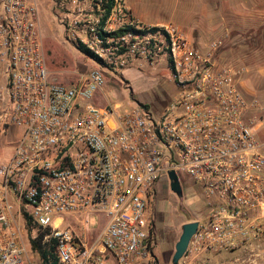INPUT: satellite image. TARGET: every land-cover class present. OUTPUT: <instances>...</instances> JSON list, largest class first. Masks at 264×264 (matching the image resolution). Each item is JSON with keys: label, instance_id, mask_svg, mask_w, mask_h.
Wrapping results in <instances>:
<instances>
[{"label": "built area", "instance_id": "2783aa9c", "mask_svg": "<svg viewBox=\"0 0 264 264\" xmlns=\"http://www.w3.org/2000/svg\"><path fill=\"white\" fill-rule=\"evenodd\" d=\"M105 2L60 0L96 13L87 23L62 16L95 64L63 82L47 67L37 0H0V135L16 138L0 161V264H158L151 207L170 171L198 184L207 204L184 264L263 245L256 100L238 71L217 65L220 41L203 51L173 23L137 21L120 0L102 24ZM136 60L162 62L175 97L161 111L98 105L107 75Z\"/></svg>", "mask_w": 264, "mask_h": 264}, {"label": "rangeland", "instance_id": "374dc122", "mask_svg": "<svg viewBox=\"0 0 264 264\" xmlns=\"http://www.w3.org/2000/svg\"><path fill=\"white\" fill-rule=\"evenodd\" d=\"M85 1L88 4L93 2V0ZM126 1L133 12L143 20H169L179 24L188 34H192L188 16L194 14L193 6L200 2L197 0ZM37 2L47 67L58 80L72 82L77 79L80 72L89 70L95 64L89 54L81 49L80 42L70 37L65 24L61 21L62 16L68 13L70 20L78 16L79 19H83V23H87V19L96 18V13L90 9L79 15V10L73 9L71 5H68L69 8L66 6L65 9L61 8L60 0H37ZM224 2L228 35L215 37L217 41L223 40L215 51V61L219 66L228 65L238 71L237 78L241 91L250 102L256 100L250 107L248 116L255 124L260 142L264 144V24L255 25L250 29L246 19H238L232 15L231 1L224 0ZM260 21V18H257L258 24ZM254 29L256 34L253 32ZM213 41L212 39L206 41L211 42L209 49ZM253 50L255 55L252 53ZM259 64L261 67L254 71V67ZM176 93L177 87L170 76V71L162 62L149 64L144 60H136L123 68L118 75H107L106 85L101 97L97 99V104L118 103L125 107L129 103L141 102L151 105L155 111H161ZM12 132L13 129H10L8 134L0 135V161L11 152L16 142ZM261 152L264 153V146ZM179 181L182 186L181 195L173 192L169 184H159L152 207L156 222L154 252L159 264H174L169 246L175 251V244L182 233V221L189 218L203 219L207 212L206 200L200 192L199 185L182 173L179 174ZM206 260V255H200L193 259L192 264H264V244L250 249L224 252L217 254L212 261ZM184 263L181 258L179 264Z\"/></svg>", "mask_w": 264, "mask_h": 264}, {"label": "crops", "instance_id": "0c3cea01", "mask_svg": "<svg viewBox=\"0 0 264 264\" xmlns=\"http://www.w3.org/2000/svg\"><path fill=\"white\" fill-rule=\"evenodd\" d=\"M121 3L128 9L131 16L136 19L139 22L150 24V25H163L168 23H174L169 20H143L141 17L137 16L130 4L126 0H120ZM199 3L194 5V14H191L188 16V18L191 21V33L188 34L186 30H184L179 24L174 23L177 25L185 34L186 36L194 41L200 49L203 51H206L209 49V45L211 42L210 39L217 41L215 37H222V35H228L226 32V26L228 25L225 21V2L224 0H197ZM230 10L232 12V15L235 16L238 19H246L248 22L246 23L251 27L250 29H253L252 27H255V25H261L264 24V0H230ZM258 4V5H257ZM262 4V5H261ZM198 11V12H196ZM227 11V10H226ZM201 15V16H200ZM257 18H260V22H256ZM256 34V29L253 31ZM212 33H214L212 35ZM221 43L222 41L218 39ZM213 41V42H214ZM256 51V50H255ZM252 53L255 55L254 50ZM261 67L260 64L257 67H254V71H256L257 68ZM264 68V66H263ZM263 68L261 71H263ZM100 98V97H99ZM97 100V99H96ZM97 102V101H96ZM262 143V142H261ZM264 144L262 145L263 148ZM197 220L196 218H189L182 221V225L185 222ZM156 243V242H155ZM176 245V244H175ZM170 249V255L173 257L174 250ZM224 252L220 253H202L200 255H206L207 260L206 261H212V259L215 258L217 254H223ZM198 255L197 257H199ZM195 257V258H197ZM206 261H203L205 263ZM157 262L159 264V260L157 257Z\"/></svg>", "mask_w": 264, "mask_h": 264}, {"label": "water", "instance_id": "95a60500", "mask_svg": "<svg viewBox=\"0 0 264 264\" xmlns=\"http://www.w3.org/2000/svg\"><path fill=\"white\" fill-rule=\"evenodd\" d=\"M169 176H170V189L173 192L181 195L182 186L179 181L178 175L176 174L175 171H170ZM198 223L199 222L197 220H193V221L185 222L182 225V233L179 237V240L176 242L175 252L172 258L174 264H179L180 259L184 256L192 236L197 231Z\"/></svg>", "mask_w": 264, "mask_h": 264}, {"label": "trees", "instance_id": "16d2710c", "mask_svg": "<svg viewBox=\"0 0 264 264\" xmlns=\"http://www.w3.org/2000/svg\"><path fill=\"white\" fill-rule=\"evenodd\" d=\"M114 5H115V0H107V2L104 3L105 11H104V15H103L102 20H101L102 24H105V21L109 17V15L111 14L112 9L114 8ZM127 29L128 28H120V29L114 31L113 33L114 34H120V33H123L124 31H126ZM81 49L90 52L85 46H81ZM33 249L38 250L42 254V256H46L48 253V250L42 249L40 247L39 243L36 241L33 242Z\"/></svg>", "mask_w": 264, "mask_h": 264}, {"label": "flooded vegetation", "instance_id": "af4514ba", "mask_svg": "<svg viewBox=\"0 0 264 264\" xmlns=\"http://www.w3.org/2000/svg\"><path fill=\"white\" fill-rule=\"evenodd\" d=\"M152 207H153V205H152ZM152 207H151V208H152Z\"/></svg>", "mask_w": 264, "mask_h": 264}]
</instances>
